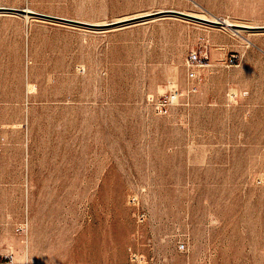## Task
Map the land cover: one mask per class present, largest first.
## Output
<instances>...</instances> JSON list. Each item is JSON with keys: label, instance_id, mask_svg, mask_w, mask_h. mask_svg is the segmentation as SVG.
Listing matches in <instances>:
<instances>
[{"label": "rangeland", "instance_id": "rangeland-1", "mask_svg": "<svg viewBox=\"0 0 264 264\" xmlns=\"http://www.w3.org/2000/svg\"><path fill=\"white\" fill-rule=\"evenodd\" d=\"M0 7L95 24L0 11V264H264V28L102 26L264 27V0Z\"/></svg>", "mask_w": 264, "mask_h": 264}, {"label": "water", "instance_id": "water-1", "mask_svg": "<svg viewBox=\"0 0 264 264\" xmlns=\"http://www.w3.org/2000/svg\"><path fill=\"white\" fill-rule=\"evenodd\" d=\"M0 11H2V12H15V13H28L31 16L47 17V18H53V19L62 20V21H69V22H73V23H83V24H87V25H95V24H88V23H85V22H80V21L71 20V19H67V18H62V17H58V16H51V15H48V14H43V13L36 12L34 10L28 12L24 8L0 7ZM168 14H180V15H183V16H186V17H189V18H193V19H196V20H199V21L206 22L208 24H213V25H217V26H227L230 29L240 28L241 30L256 31L258 29L264 28L263 26H252V25H244V24H238V23H235L233 25H227V24H224V22H222L221 20L214 21V20H210L208 18H202V17H199V16L187 14V13H184V12H181V11H177V10L155 11V12H152L151 14H149L147 16L135 17V18L132 17V18H128V19H125V20L114 21V22H110V23H107V24H103L102 26H104V27L121 26V25L132 23V22H137V21L146 20V19H149V18L163 16V15H168Z\"/></svg>", "mask_w": 264, "mask_h": 264}, {"label": "built area", "instance_id": "built-area-1", "mask_svg": "<svg viewBox=\"0 0 264 264\" xmlns=\"http://www.w3.org/2000/svg\"><path fill=\"white\" fill-rule=\"evenodd\" d=\"M206 58L200 56L197 52H193L188 58V77L190 80L196 78V68L201 66ZM197 91V86L192 83L186 92V104H190L191 95ZM180 93L171 92L158 97H153L150 101L152 108L160 115H169L172 110L179 104Z\"/></svg>", "mask_w": 264, "mask_h": 264}, {"label": "bare ground", "instance_id": "bare-ground-1", "mask_svg": "<svg viewBox=\"0 0 264 264\" xmlns=\"http://www.w3.org/2000/svg\"><path fill=\"white\" fill-rule=\"evenodd\" d=\"M26 10L29 12V11H33L32 9L30 8H26ZM152 12H149V13H145V14H141L139 16H135V17H142V16H147L149 14H151ZM21 14V13H20ZM23 15L26 17V18H29L31 15L28 14V13H23ZM133 17V18H135ZM132 18V17H131ZM202 18H208V17H202ZM30 19V18H29ZM210 20H214V21H218V20H221L222 22H224V24H227V25H233L235 24V22H233L232 20L228 19V18H222V19H219L217 18V16H213L211 18H208ZM223 28H228L227 26H221ZM230 29V28H229ZM232 31L236 32V33H241V29L240 28H236V29H232ZM245 38V37H244ZM246 40V39H245ZM248 40V39H247ZM249 43H252L250 40H248Z\"/></svg>", "mask_w": 264, "mask_h": 264}]
</instances>
